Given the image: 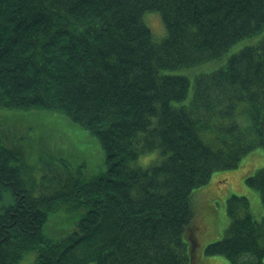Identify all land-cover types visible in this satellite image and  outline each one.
I'll list each match as a JSON object with an SVG mask.
<instances>
[{
	"label": "trees",
	"instance_id": "1",
	"mask_svg": "<svg viewBox=\"0 0 264 264\" xmlns=\"http://www.w3.org/2000/svg\"><path fill=\"white\" fill-rule=\"evenodd\" d=\"M153 11L167 29L160 42L144 21ZM255 38L194 83L177 72ZM13 111L85 128L106 169L50 184L42 175L28 187L34 167L2 137L24 125ZM256 150L264 151V0H0V198L12 197L0 209V264L32 252V264H200L197 214L214 198L205 190ZM153 151L159 162L136 164ZM245 181L264 206V168ZM79 209L67 233H48L57 214ZM226 209L225 238L205 253L264 264V217L246 196H231Z\"/></svg>",
	"mask_w": 264,
	"mask_h": 264
},
{
	"label": "rangeland",
	"instance_id": "2",
	"mask_svg": "<svg viewBox=\"0 0 264 264\" xmlns=\"http://www.w3.org/2000/svg\"><path fill=\"white\" fill-rule=\"evenodd\" d=\"M144 21L151 29L156 41L160 42L167 36L166 25L159 12H147L144 15ZM257 41L258 38L245 39L235 45L221 59L213 60L191 69L178 70L177 72L189 76L194 83L196 75L209 73L219 68L225 64L229 55L239 51L245 45ZM192 93L193 89H191V95ZM10 117L17 121L22 120L21 122L24 125L22 129H18L15 125L10 130L4 129L2 137L7 143L12 142L15 143L14 145H19V154L23 159L21 160L22 163L26 164L29 169L34 167L33 171L36 174L31 171V175L34 176L33 178L36 181L29 183L27 180L28 187L36 185L42 175L47 178L48 184H50V181L55 183V179L52 180L53 177L66 176L67 172H70L72 176L79 174V171H82L87 176H97L106 169L104 151L100 141L86 131L85 128L74 125L63 117L50 116L47 113L31 115L25 112L13 111ZM160 159L159 152L153 151L142 154L136 164L148 167L159 162ZM263 168L264 151L256 150L252 154L245 156L238 167L216 172L212 177L217 182L214 184L212 182L213 185L208 184L209 187L206 188L205 192L209 191V198L214 197L212 199L213 203L203 202L200 210L201 215H199V211L197 214V222H199L200 226H198L199 235L196 236V241L199 242L201 240L198 247L200 264H231L223 256L205 253L208 244L225 238L226 230L230 224L226 206L231 196H246L251 202L253 215L258 220H262L264 217V206L259 191L248 186L245 181L246 175L254 174ZM58 185L59 183L56 182V187ZM221 186L223 188L219 189ZM199 192L201 193L200 190H198ZM11 199L9 192L6 195L3 193V198H0V209L10 203ZM211 207L215 211H212ZM84 212L85 209H79L57 214L56 218L59 222L50 225L51 219L48 233L55 236L67 233L76 225H74V222L83 217ZM34 258L35 252H32L28 259L20 264H32Z\"/></svg>",
	"mask_w": 264,
	"mask_h": 264
}]
</instances>
